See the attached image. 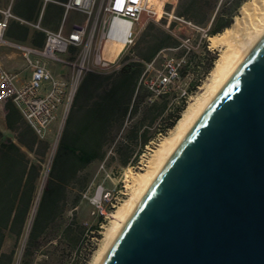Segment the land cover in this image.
<instances>
[{
	"label": "trees",
	"instance_id": "1",
	"mask_svg": "<svg viewBox=\"0 0 264 264\" xmlns=\"http://www.w3.org/2000/svg\"><path fill=\"white\" fill-rule=\"evenodd\" d=\"M247 1L179 0L175 16L206 29L207 36H215L231 26L237 11ZM163 22L146 23L115 66L83 75L36 203L37 182L48 143L26 132L17 138L33 155L32 160L14 143L5 141L0 133V264H12L13 248L25 231V259L40 253L46 245L53 252L49 254L51 259L52 256L62 259L63 252L71 253L80 233L74 223L65 221L64 215L72 188L79 186L76 183L79 175L90 164L102 161L109 149L119 166L134 167L145 148L158 135H166L179 120L185 109V98L173 101L174 95L166 91L154 97L143 83L147 64L155 62L163 51L181 46L171 33L174 23L165 30ZM203 47L206 50V44ZM214 60L209 58L207 70ZM6 105L14 106L10 101ZM84 190L85 186L80 185V192ZM79 196L73 199V206ZM102 222V215H98L91 231L99 232ZM6 240L12 242L8 251L3 250ZM85 261L86 258L76 259L69 264ZM58 262L64 264L61 260Z\"/></svg>",
	"mask_w": 264,
	"mask_h": 264
},
{
	"label": "water",
	"instance_id": "2",
	"mask_svg": "<svg viewBox=\"0 0 264 264\" xmlns=\"http://www.w3.org/2000/svg\"><path fill=\"white\" fill-rule=\"evenodd\" d=\"M101 264H264V37L174 152Z\"/></svg>",
	"mask_w": 264,
	"mask_h": 264
},
{
	"label": "built area",
	"instance_id": "3",
	"mask_svg": "<svg viewBox=\"0 0 264 264\" xmlns=\"http://www.w3.org/2000/svg\"><path fill=\"white\" fill-rule=\"evenodd\" d=\"M174 2L177 0L166 1L171 5V12L175 9ZM95 3L96 0H68L64 8L76 10L90 18ZM97 11L94 16V27L98 26L96 37L95 28L89 34L87 21L75 23L67 34L43 30L45 40L41 49L9 42L5 38V31L12 16L9 11L3 12L0 20V49L7 47L18 51L25 70L29 71V77L20 82L18 74L6 70L0 64V106L10 101L24 122L41 139L45 137L50 125L59 115L65 120L83 75L109 66L100 60L99 51L102 41L109 36L112 25L116 23L123 28L122 40L125 48H128L134 44L142 19H154L152 11L148 9V0H100ZM174 18L197 28L190 22ZM197 29L204 32L206 37V29ZM72 48H75L76 52L71 53ZM153 64L154 61L146 65L147 75L143 78V83L153 92L154 97H157L179 79L180 69L185 61L167 59L160 71L155 70ZM53 65L68 69L69 79L54 75L51 69ZM150 73L157 75V84L148 79ZM103 214L104 212L100 210V215ZM12 264L25 263L20 257H15Z\"/></svg>",
	"mask_w": 264,
	"mask_h": 264
},
{
	"label": "rangeland",
	"instance_id": "4",
	"mask_svg": "<svg viewBox=\"0 0 264 264\" xmlns=\"http://www.w3.org/2000/svg\"><path fill=\"white\" fill-rule=\"evenodd\" d=\"M99 1L100 0H96L95 7L90 18H88L87 15H83V22H88L89 34H91L95 28L94 16H96L98 12L97 10ZM167 1L173 2L174 0ZM178 1L179 0H177V2H174L176 3L175 9ZM163 9L166 15H164L160 20L143 18L142 23L139 26V30H141L148 22H154L157 24L161 21H164L163 28L165 30L168 29L171 22L174 23V26L171 29V33L180 41L181 46L177 49L163 51L154 62L153 67L155 70L160 71L162 69L164 61L167 59H173L175 61L184 59L185 63H188V65L184 68H182L181 66L182 69L179 79L165 89L166 92H170L171 95H174L172 97L173 101H178L181 97H184L186 108L193 97H195L197 94L202 93L201 87L209 77L210 72L214 67L215 61L219 56V53L216 50H210L208 48L209 36L206 35L205 37L204 32L187 25L182 21L176 20L174 18L176 17L175 9L173 12H171L170 4L165 3ZM100 17H102V14L100 15ZM97 34L98 26L95 28V37L97 36ZM204 44H206V50L203 47ZM6 49L18 52L15 49ZM126 49L127 48H125V50ZM125 50L123 51V53L125 52ZM206 51H208L211 56L207 55ZM210 57H214L215 60L211 64L210 69L207 70L208 65L210 64L208 61ZM118 61L114 64L109 65L107 68L115 66ZM51 69L54 75H59L67 80L69 79L70 73L68 69L63 68L60 65H53L51 66ZM156 76L157 75L155 73H150L148 75V79L157 84ZM63 124L64 120H62L61 116L59 115L57 120L50 125L48 132L44 137V139L48 140L49 142V149L43 163V182L47 176L51 159L56 151ZM162 136L163 135L158 136L157 140L153 142L152 145L148 148L153 149ZM148 148H145V153L140 156L138 163L134 167L119 166L117 162L112 159V149H109L102 161L90 164L79 175L78 182H76L79 186H77L76 188H72L69 197V203L66 207L64 215L66 222L74 223L79 228L77 231L78 234L80 233L79 239L72 252L67 255L65 252H63V258L58 260H61L64 264H69V262H71L72 260L77 259L79 261L83 258H86L84 264H88L89 259H91V256H93L95 250L99 248L98 246L100 245V241L102 239L100 231L102 230L103 226L107 224L109 220V213L113 212L116 206L119 204V201L124 198L122 194L125 190L124 180L126 178L127 169L131 168L137 171L141 166L142 159L144 160L150 152ZM80 185L85 186V190L82 192H80ZM77 195L80 196L78 198L77 204L73 206L72 201L75 197H77ZM100 210L104 212L102 216L103 222L100 223V231L94 233L93 231H91V229L97 224ZM26 237L27 231H25V233L19 239L18 243L13 248V259L15 257H20L21 261L25 264H59L56 257L53 258L52 256V259L50 258L49 254L53 252L50 249L49 245H46L40 253L25 259L23 252ZM10 248H12V242L10 240H7L4 245V250L8 251Z\"/></svg>",
	"mask_w": 264,
	"mask_h": 264
},
{
	"label": "bare ground",
	"instance_id": "5",
	"mask_svg": "<svg viewBox=\"0 0 264 264\" xmlns=\"http://www.w3.org/2000/svg\"><path fill=\"white\" fill-rule=\"evenodd\" d=\"M167 0H148V9L155 20H160L166 13L164 4ZM171 18V16H170ZM142 23V21H141ZM140 23V24H141ZM123 28L114 23L110 34L100 47L99 57L103 64L116 63L125 50L122 40ZM264 37V0H249L242 4L238 16L224 32L208 37V48L219 53L214 67L204 85L202 93L191 99L182 111L179 120L168 133L162 136L153 149H149L146 158L137 171L128 168L124 180V198L115 210L109 213V220L100 231V245L95 250L88 264H101L102 260L116 241L118 235L138 207L139 203L172 157L177 148L187 137L191 129L204 114L206 109L223 89L236 69L243 63L248 52Z\"/></svg>",
	"mask_w": 264,
	"mask_h": 264
},
{
	"label": "crops",
	"instance_id": "6",
	"mask_svg": "<svg viewBox=\"0 0 264 264\" xmlns=\"http://www.w3.org/2000/svg\"><path fill=\"white\" fill-rule=\"evenodd\" d=\"M67 1L68 0H0V20L3 17V12L6 11H9L12 16L8 21L5 38L14 44L41 49L45 40L43 30L52 33L61 31L63 34H67L73 24L82 23L84 21V14L76 10H66L64 8V4H66ZM36 26H38V28H36ZM6 48L0 49V64L6 70L18 74L20 82L26 80L29 77V71L25 70L20 54L12 50H7ZM70 52L74 53L76 49L72 48ZM25 132L33 137H37L39 140L47 142L49 146L48 140L39 138L24 122L20 113L14 106H7L6 103H3L0 106V133L3 139L7 142L14 143L33 160V155L28 153L17 141V138ZM42 173L43 165L37 182V196L34 199L35 203L39 200V195L44 183L42 181Z\"/></svg>",
	"mask_w": 264,
	"mask_h": 264
}]
</instances>
